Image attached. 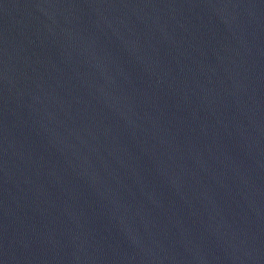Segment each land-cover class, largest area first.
<instances>
[{"label": "water", "instance_id": "water-1", "mask_svg": "<svg viewBox=\"0 0 264 264\" xmlns=\"http://www.w3.org/2000/svg\"><path fill=\"white\" fill-rule=\"evenodd\" d=\"M0 264H264V0H0Z\"/></svg>", "mask_w": 264, "mask_h": 264}]
</instances>
